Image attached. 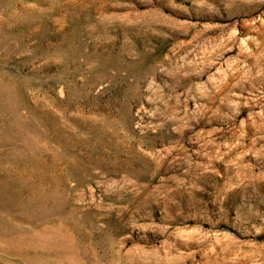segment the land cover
<instances>
[{
    "label": "rangeland",
    "instance_id": "374dc122",
    "mask_svg": "<svg viewBox=\"0 0 264 264\" xmlns=\"http://www.w3.org/2000/svg\"><path fill=\"white\" fill-rule=\"evenodd\" d=\"M0 264H264V0H0Z\"/></svg>",
    "mask_w": 264,
    "mask_h": 264
}]
</instances>
